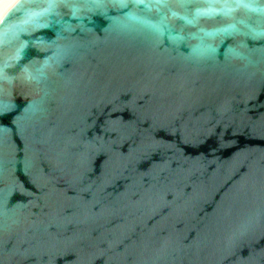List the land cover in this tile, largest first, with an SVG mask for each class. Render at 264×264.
<instances>
[{"label":"water","instance_id":"water-1","mask_svg":"<svg viewBox=\"0 0 264 264\" xmlns=\"http://www.w3.org/2000/svg\"><path fill=\"white\" fill-rule=\"evenodd\" d=\"M0 264H264V0L8 5Z\"/></svg>","mask_w":264,"mask_h":264},{"label":"bare ground","instance_id":"bare-ground-1","mask_svg":"<svg viewBox=\"0 0 264 264\" xmlns=\"http://www.w3.org/2000/svg\"><path fill=\"white\" fill-rule=\"evenodd\" d=\"M14 0H0V15Z\"/></svg>","mask_w":264,"mask_h":264}]
</instances>
